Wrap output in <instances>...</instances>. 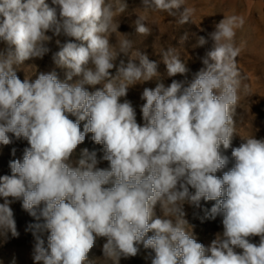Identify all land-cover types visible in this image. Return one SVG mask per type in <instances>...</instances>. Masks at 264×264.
Instances as JSON below:
<instances>
[{"label": "clouds", "instance_id": "clouds-1", "mask_svg": "<svg viewBox=\"0 0 264 264\" xmlns=\"http://www.w3.org/2000/svg\"><path fill=\"white\" fill-rule=\"evenodd\" d=\"M52 4L59 6L60 19L47 0H0V40L9 45L6 55L0 53V144H9L12 133L30 145L22 162H10L12 175L0 177V230L18 235L11 197L22 199V207L43 220L31 226L35 264H85L96 237L107 239L103 253L112 264L136 256L140 244L154 251L152 264H264V140L243 138L232 149L233 166L216 175L229 163L221 145L229 148L235 134L241 81L234 38L243 20L229 16L216 25L214 48L188 86L173 80L143 90L141 125L132 103L120 98L137 83L161 76L157 63L140 51L137 60L121 61L116 74L110 72L117 56L128 55L132 46L121 39L117 51L105 35L118 32L115 17L126 5L122 0L118 6L111 0ZM142 4L144 11L170 15L183 6L181 24L193 12L184 0ZM144 20L138 16L136 32L148 35ZM48 31L80 41L60 45L54 55L56 65L67 69L66 79L50 72L21 81L14 65L43 58ZM162 58L169 77L188 71L174 49ZM98 84L102 87L94 92L85 87ZM81 121H87L83 131ZM88 133L103 145L101 159L109 167H98L96 152L88 149L72 161ZM202 199L216 201L213 217L223 215V232L209 247L188 231L183 210L186 202L199 206ZM44 231L50 233L47 248L39 235ZM253 236H259L258 245L250 242Z\"/></svg>", "mask_w": 264, "mask_h": 264}, {"label": "rangeland", "instance_id": "rangeland-1", "mask_svg": "<svg viewBox=\"0 0 264 264\" xmlns=\"http://www.w3.org/2000/svg\"><path fill=\"white\" fill-rule=\"evenodd\" d=\"M118 6V0H111ZM50 7L56 8L57 18L60 8L53 5L52 0H47ZM126 5L125 12L117 13L115 22L118 23V32L107 33L109 42L119 50V41L127 38L132 42L128 55L120 53L114 61L116 67L110 70L114 76L116 68L120 62L125 64L130 59L137 60L135 52L140 51L147 54L150 61L157 63V71L160 73L161 80L156 79L137 83L128 89L127 95L120 98V102L128 100L132 103L136 111L137 123L143 125L141 107L146 102L141 99L145 88L154 89L158 82H162L165 87L169 86L173 80L184 83L188 86L196 77V74L205 67L203 60L207 58L208 52L213 50L214 41L211 33L216 30V25L224 17L236 16L243 20L241 27L236 29L234 38L235 46L240 49L236 57V66L239 71L241 86L238 92L239 100L233 120L235 123V134L232 137L231 146L225 149L220 148L221 155L227 156L229 163L225 169L218 171L217 176L222 177L223 172L229 170L233 164L232 149L239 147L244 139L253 136L256 139L264 140V0H184V7L193 9L189 22L179 23L180 9H173L175 15L167 12L155 10H142V0H122ZM138 16H144L143 21L150 29V34L142 35L136 32V20ZM2 19V17H0ZM123 34V36L121 34ZM51 39L46 42L49 51L43 58H32L23 64L14 65L16 75L23 81L25 78L35 80L40 73L55 72L59 80L66 79L67 69L58 67L54 62V55L60 50V45L67 42L79 44L73 37H68L61 32L55 35L53 31L46 33ZM201 38L205 43L201 44ZM57 41L60 44H57ZM174 49L175 54L185 63L188 71L185 74H177L169 77L166 65L163 63L162 53L168 49ZM9 45L0 40V53L6 55ZM14 50V48H13ZM76 78H73V81ZM89 92H94L102 85L85 86ZM69 118L76 120L75 116L68 114ZM87 121H81L80 127ZM10 143L0 144V177L11 176L12 171L10 162L23 159L24 150L30 145L23 137L16 138L14 134L8 133ZM244 138V139H243ZM88 149L89 152L95 151L97 159L100 160L98 167L107 168L109 163L101 158L104 155L102 144H97L92 140V133H88L84 142L79 144L71 157L72 161H77L81 152ZM190 192L194 194L195 189L189 186ZM10 207L14 214L16 230L18 235L13 236L11 232L0 230V264H35L34 249L36 238L33 235L32 225L43 223L37 221L35 217L22 207V199L8 198ZM0 203H4V198L0 197ZM216 201H200L199 206L186 202L183 205L185 219L188 222V231L197 242L209 247L217 234L223 232V215L211 214V208ZM156 216H162L159 204L155 207ZM47 231L39 233L44 241V247H48ZM149 232L147 236L153 235ZM147 238V237H146ZM259 236L250 238V242L259 244ZM107 242L105 237H96L94 246L87 254L85 264H112L107 260L103 253V246ZM139 251L134 257H121L119 264H152L155 253L152 249H145L142 244L137 246ZM237 251H240L239 249Z\"/></svg>", "mask_w": 264, "mask_h": 264}]
</instances>
